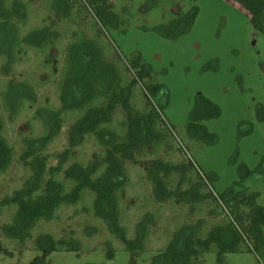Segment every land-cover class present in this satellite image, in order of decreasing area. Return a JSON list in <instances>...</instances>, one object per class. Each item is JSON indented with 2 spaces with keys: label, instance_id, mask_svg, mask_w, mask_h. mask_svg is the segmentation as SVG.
<instances>
[{
  "label": "rangeland",
  "instance_id": "obj_1",
  "mask_svg": "<svg viewBox=\"0 0 264 264\" xmlns=\"http://www.w3.org/2000/svg\"><path fill=\"white\" fill-rule=\"evenodd\" d=\"M12 1V0H8ZM29 6V17L22 31L48 24L54 19L52 0H23ZM78 8L83 0L78 1ZM116 11L124 19L119 29L104 30L87 10H76L73 17L62 21L55 19L54 28L59 36L44 49L29 46L21 48L18 62L10 74L2 72L5 62L0 58V133L7 136L14 147L15 160L11 167L0 174V199L22 187L31 170L22 160L25 138H38L46 134L44 123L36 116L38 107L60 108L59 71L63 66L69 44L84 38L96 39L106 49L107 56L119 63L130 78L133 72L126 66L141 56L153 74V82L163 84L169 90L168 102H162L149 91L150 81H139L134 89V105L145 110L148 97L166 121L171 135L157 148L150 147L138 155L139 163L127 162L130 184L122 195V224L128 236H135L137 223L147 212L155 215L152 232L144 251H127L122 241L112 235L103 221L92 210V196L83 198L78 205L64 206L57 219L41 222L33 236L23 244L9 240L2 227L11 220L14 210L0 212V241L9 253H0V264H33L45 258V264H153L175 230L184 223L203 220V232L209 231L225 219L224 211L213 200L203 203L156 202L153 185L146 166L153 159L195 168L173 175V187L184 177L182 189L199 182L200 175L215 194H223L240 180L242 163L255 170L264 159V33L256 30L248 11L233 0H111ZM199 5L200 12L192 29L178 39H169L154 28L169 23L180 9ZM80 9V8H79ZM133 66V65H132ZM134 70V68H133ZM136 73V69L134 70ZM138 73V72H137ZM11 80L31 83L38 94V101H26L13 115L7 110L2 93ZM145 89V90H144ZM148 89V90H147ZM146 92V94H145ZM203 94L220 105L219 118L204 122L219 140L207 144L190 138L187 124L197 95ZM83 114L82 111L65 113V121L59 135L48 144L46 154L49 166H57L60 157L70 146L71 126ZM263 118H261V117ZM126 114L119 109L113 126L123 134ZM252 121L254 132L239 137V123ZM163 127L164 124L162 125ZM184 147V148H181ZM104 149L95 137L90 136L77 149L70 163H90L101 157ZM238 154L236 161L234 157ZM234 161V162H233ZM188 167V166H187ZM200 173L197 172V171ZM217 177L214 178L213 175ZM250 192H259L258 203L264 207V175L254 172L245 182ZM204 192L208 190L203 189ZM51 232L57 238L72 236L79 239V250L51 251L45 254L36 246L39 234ZM111 243L114 257L108 255ZM196 264H264V256L258 252H233L219 261L218 251L213 248L195 258Z\"/></svg>",
  "mask_w": 264,
  "mask_h": 264
},
{
  "label": "trees",
  "instance_id": "obj_2",
  "mask_svg": "<svg viewBox=\"0 0 264 264\" xmlns=\"http://www.w3.org/2000/svg\"><path fill=\"white\" fill-rule=\"evenodd\" d=\"M78 1L52 0L54 19L49 20L48 24L23 32L22 27L29 17L28 4L23 0H0V58L5 61L2 72H12L24 46L44 49L52 45L59 36L54 28L55 19L62 21L71 18L76 10H87L104 30L119 29L124 24V19L111 0H83L80 9ZM233 1L248 11L254 28L264 33V0ZM199 12L197 4L191 9H180L169 23L154 29L166 38L178 39L192 29ZM132 65H127L126 69L133 72L134 78L127 76L119 63L107 56L105 47L96 39L84 38L68 45L59 71L60 108L38 107L36 116L44 123L47 132L42 137L25 138L23 141L24 151L21 156L31 174L21 188L0 199V212L14 210L11 220L2 227V233L9 240L23 244L32 238L34 229L41 222L57 219L61 208L78 205L90 195L93 214L103 221L112 235L122 241L127 251L146 249L155 215L147 212L142 217L135 227L133 238L128 236L127 228L122 224V195L130 184L126 164L139 163L138 155L141 151H147L150 147L157 148L171 133L161 108L153 104L146 92L147 108L138 110L135 107L134 89L139 81H150L149 91L162 102H168L169 90L165 85L153 82L152 69L141 60V56ZM2 97L11 115L26 101H38L36 89L26 81L11 80ZM119 109L126 114L122 123L123 134L113 126ZM75 110L82 111L83 114L71 126L70 146L65 155L60 157L57 166H49L47 146L59 135L65 113ZM258 110L260 115H264L262 105ZM221 114L219 104L203 94L197 95L186 127L189 137L209 145L216 143L218 135L209 131L204 122L219 118ZM239 132L240 138L251 135L254 123L241 121ZM90 136L95 137L103 147L101 157H96L87 164L81 161L70 163L77 149ZM237 156L238 154L234 157L235 161ZM14 160V147L9 138L0 133V174L5 173ZM187 166L162 159H153L146 166L156 202L175 199L180 203L195 204L210 199L224 211L225 219L207 232H203V220L184 223L173 232L170 241L159 251L153 264H196L195 258L213 248L217 249L221 262L226 253L233 252L254 250L264 256V207L258 203L260 193L250 192L245 187L246 180L254 172L264 175V159L255 170L242 163L239 167L240 180L220 195L209 189L197 170L199 182L184 190L182 176L173 187L174 174L182 172L185 176L189 168H195L191 161ZM213 177L217 176L214 174ZM204 188L208 191L204 192ZM36 246L45 254L58 250L74 251L81 247L79 239L72 236L57 238L51 232L39 234ZM107 250L109 257L113 258L111 243H108ZM2 252L9 253L0 241V253ZM33 264H45V258L41 257Z\"/></svg>",
  "mask_w": 264,
  "mask_h": 264
}]
</instances>
